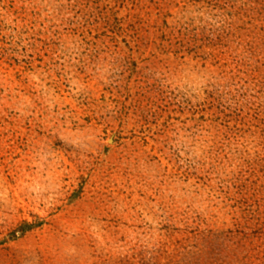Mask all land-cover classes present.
<instances>
[{
    "label": "rangeland",
    "instance_id": "374dc122",
    "mask_svg": "<svg viewBox=\"0 0 264 264\" xmlns=\"http://www.w3.org/2000/svg\"><path fill=\"white\" fill-rule=\"evenodd\" d=\"M0 264H264V0H0Z\"/></svg>",
    "mask_w": 264,
    "mask_h": 264
}]
</instances>
